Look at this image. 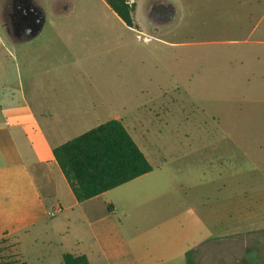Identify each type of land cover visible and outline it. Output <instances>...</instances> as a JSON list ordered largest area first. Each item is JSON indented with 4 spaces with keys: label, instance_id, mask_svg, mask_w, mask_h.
Wrapping results in <instances>:
<instances>
[{
    "label": "crops",
    "instance_id": "0c3cea01",
    "mask_svg": "<svg viewBox=\"0 0 264 264\" xmlns=\"http://www.w3.org/2000/svg\"><path fill=\"white\" fill-rule=\"evenodd\" d=\"M30 1L41 17L33 35L8 32V0L0 17V48L5 40L15 50L8 60L0 54V263L64 264L70 255L86 264H197L206 258L232 264L230 247L222 253L217 243L234 241L237 222L250 221L246 186L254 183L245 175L246 154L232 142L227 148L213 143L191 167L153 165L142 152L151 172L77 202L52 151L101 125L107 100L71 80L75 65L54 63L62 38H71L61 33L63 25L33 43L46 26L56 29L38 1ZM154 4L175 13L170 1Z\"/></svg>",
    "mask_w": 264,
    "mask_h": 264
},
{
    "label": "rangeland",
    "instance_id": "374dc122",
    "mask_svg": "<svg viewBox=\"0 0 264 264\" xmlns=\"http://www.w3.org/2000/svg\"><path fill=\"white\" fill-rule=\"evenodd\" d=\"M37 1L56 30L46 26L33 43L63 25L71 38L62 36L54 63L76 66L71 80L107 100L100 124L119 118L151 164L191 167L213 143L244 151L245 175L254 179L246 186L250 221H238L236 239L216 250L230 247L232 264H264V0H167L175 13L156 25L148 16L156 0H131L139 26L132 29L103 0ZM6 12L2 0L0 17ZM4 45L8 60L15 50Z\"/></svg>",
    "mask_w": 264,
    "mask_h": 264
},
{
    "label": "trees",
    "instance_id": "16d2710c",
    "mask_svg": "<svg viewBox=\"0 0 264 264\" xmlns=\"http://www.w3.org/2000/svg\"><path fill=\"white\" fill-rule=\"evenodd\" d=\"M103 1L125 26L133 27L134 3ZM52 153L77 202L89 200L152 171L118 120L92 128L54 148ZM63 263L86 264V260L65 255Z\"/></svg>",
    "mask_w": 264,
    "mask_h": 264
},
{
    "label": "flooded vegetation",
    "instance_id": "af4514ba",
    "mask_svg": "<svg viewBox=\"0 0 264 264\" xmlns=\"http://www.w3.org/2000/svg\"><path fill=\"white\" fill-rule=\"evenodd\" d=\"M168 7L162 4L150 6V12L156 18V22L166 14ZM8 21L11 33L19 38L32 35L40 23V13L32 6L30 0H11L8 3ZM26 29L30 30L26 33Z\"/></svg>",
    "mask_w": 264,
    "mask_h": 264
},
{
    "label": "built area",
    "instance_id": "2783aa9c",
    "mask_svg": "<svg viewBox=\"0 0 264 264\" xmlns=\"http://www.w3.org/2000/svg\"><path fill=\"white\" fill-rule=\"evenodd\" d=\"M128 4H131V0H128L127 2ZM56 211H53V212H48V216L49 217H53L55 215Z\"/></svg>",
    "mask_w": 264,
    "mask_h": 264
},
{
    "label": "water",
    "instance_id": "95a60500",
    "mask_svg": "<svg viewBox=\"0 0 264 264\" xmlns=\"http://www.w3.org/2000/svg\"><path fill=\"white\" fill-rule=\"evenodd\" d=\"M148 14H149V17H150L151 21H154V20L156 19V18L153 16V14H152L151 12L148 13ZM34 33H35V32H34ZM34 33H33V34H34ZM33 34H32V35H33Z\"/></svg>",
    "mask_w": 264,
    "mask_h": 264
},
{
    "label": "clouds",
    "instance_id": "9594fccd",
    "mask_svg": "<svg viewBox=\"0 0 264 264\" xmlns=\"http://www.w3.org/2000/svg\"><path fill=\"white\" fill-rule=\"evenodd\" d=\"M25 31H26V33H27V32L30 31V30L26 29Z\"/></svg>",
    "mask_w": 264,
    "mask_h": 264
}]
</instances>
